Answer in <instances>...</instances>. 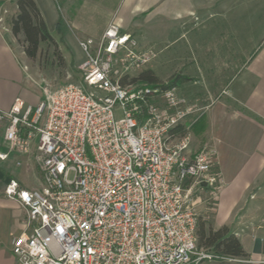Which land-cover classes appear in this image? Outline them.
<instances>
[{"label": "built area", "instance_id": "1", "mask_svg": "<svg viewBox=\"0 0 264 264\" xmlns=\"http://www.w3.org/2000/svg\"><path fill=\"white\" fill-rule=\"evenodd\" d=\"M81 79L44 87L36 105L0 109L9 155H31L41 177L26 189L10 178L7 198L26 218L11 239L18 264H199L194 193L221 183L215 150L191 152L195 111L178 84L130 81L153 56L110 23L79 41ZM118 107L120 117H115ZM181 126L184 134L175 130ZM227 260H235L227 258Z\"/></svg>", "mask_w": 264, "mask_h": 264}, {"label": "crops", "instance_id": "2", "mask_svg": "<svg viewBox=\"0 0 264 264\" xmlns=\"http://www.w3.org/2000/svg\"><path fill=\"white\" fill-rule=\"evenodd\" d=\"M34 1L49 33L77 69L84 60L78 42L97 38L110 21L142 48V43L150 44L170 55L177 47L188 49L185 41L189 33L195 41H225L227 47L234 44L233 56L242 59L202 113L206 127L199 139L214 148L215 170L221 179L213 206L203 208L209 226H227L249 258L199 264H264V0L263 4H250L259 0H81L70 13L62 12L57 0ZM13 3L16 9L15 0ZM59 16L66 25L61 41L55 32ZM13 38L10 26L2 28L0 24L2 110H8L17 98L31 106L42 100L40 86L27 72L22 49L17 54L12 47ZM187 79L178 85L189 97L181 85ZM4 151L0 135V152ZM39 175L29 154L11 153L0 160V264H18L11 252V239L22 232L26 218L25 209L4 195V185L14 178L23 188H39Z\"/></svg>", "mask_w": 264, "mask_h": 264}, {"label": "rangeland", "instance_id": "3", "mask_svg": "<svg viewBox=\"0 0 264 264\" xmlns=\"http://www.w3.org/2000/svg\"><path fill=\"white\" fill-rule=\"evenodd\" d=\"M57 1L64 9L62 12L67 10L70 13L75 11L81 0ZM13 2L14 0H0V24L2 28L7 27V25L10 26L9 21L16 13ZM212 4H218V1ZM250 4H263V2L259 0L257 3L253 1L250 2ZM110 23L115 22L110 21L107 26ZM4 32L5 34L8 33L7 30H4ZM101 34L97 38L90 39L97 41ZM187 37V41L185 42L188 49L176 46L177 48L172 51V55L167 54V52H162L157 48L153 49L150 44L142 43L145 49L153 51V56L143 65L140 71L131 72L129 76L132 78L144 70H150L161 82H166L175 74L188 77L181 85L189 95L190 103L194 105V108L198 109L190 114L186 120V126L189 125L190 128V125L203 113V108L215 99L223 81L230 74L231 70L236 69L242 57L233 56L232 49L234 44L232 42H230L231 47H227L229 42L195 41L193 40L194 37L192 33H189ZM11 44L17 54L21 52V45L15 38L11 39ZM252 44L253 42H250L251 52L254 49ZM57 46L63 56L64 65L58 63L57 57L53 54V47L46 44L41 45L40 55L34 62L27 58L24 59V64L27 66L29 76L38 83L41 90H43L44 87L53 88L68 83H78L81 79L80 71L69 63V54L61 45L58 44ZM235 53L236 51H234V54ZM41 99H44L43 93L41 94ZM118 109V107L115 108L116 118L120 117ZM191 137L192 142L190 150L191 152H195L204 142H202L199 137L193 135L192 132ZM215 196L216 192H213L210 188L198 190L194 193V198L197 200L196 211L198 222H203L205 227L209 226V218L204 213V210H206L204 208L213 206ZM197 249L199 250L200 248L197 247Z\"/></svg>", "mask_w": 264, "mask_h": 264}, {"label": "trees", "instance_id": "4", "mask_svg": "<svg viewBox=\"0 0 264 264\" xmlns=\"http://www.w3.org/2000/svg\"><path fill=\"white\" fill-rule=\"evenodd\" d=\"M16 13L11 17L10 31L13 37L21 45L25 57L35 61L40 55L41 45H51L53 54L57 57L58 63L64 65L63 56L58 49V41H55L49 33L40 10L34 0H15ZM60 7V6H59ZM66 29L65 22L61 16L58 17L55 32L62 39ZM79 71V69H78ZM187 79L180 74L172 75L166 82L159 81L152 71L144 70L137 76L130 78V81H141L147 84H159L166 87L178 84ZM206 127L205 117L200 114L190 125V131L197 137L202 135ZM185 130L178 126L175 130L177 135L184 134ZM197 247L209 251L216 259H248L249 254L243 249L238 238L227 226L212 228L204 226L203 222L197 224Z\"/></svg>", "mask_w": 264, "mask_h": 264}]
</instances>
